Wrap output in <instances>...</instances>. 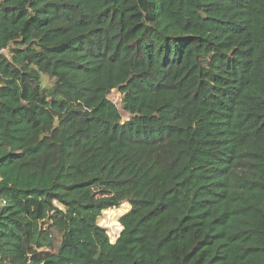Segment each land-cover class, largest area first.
<instances>
[{"label": "trees", "instance_id": "16d2710c", "mask_svg": "<svg viewBox=\"0 0 264 264\" xmlns=\"http://www.w3.org/2000/svg\"><path fill=\"white\" fill-rule=\"evenodd\" d=\"M2 50L0 264H264V0H0Z\"/></svg>", "mask_w": 264, "mask_h": 264}, {"label": "rangeland", "instance_id": "374dc122", "mask_svg": "<svg viewBox=\"0 0 264 264\" xmlns=\"http://www.w3.org/2000/svg\"><path fill=\"white\" fill-rule=\"evenodd\" d=\"M108 98L117 106L120 102V95L112 90ZM130 207L127 203H123L119 208L111 209L102 213L101 217L98 219L99 226L103 227L111 242H114L118 237L121 228L119 227V218L129 211Z\"/></svg>", "mask_w": 264, "mask_h": 264}, {"label": "built area", "instance_id": "2783aa9c", "mask_svg": "<svg viewBox=\"0 0 264 264\" xmlns=\"http://www.w3.org/2000/svg\"><path fill=\"white\" fill-rule=\"evenodd\" d=\"M6 52H7L6 50H2L0 53L1 54H6Z\"/></svg>", "mask_w": 264, "mask_h": 264}]
</instances>
